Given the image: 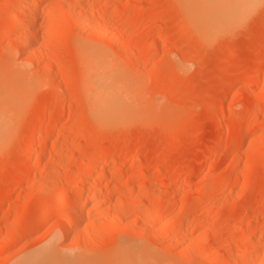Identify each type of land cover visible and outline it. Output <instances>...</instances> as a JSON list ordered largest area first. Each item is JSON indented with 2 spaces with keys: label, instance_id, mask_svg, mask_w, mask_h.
<instances>
[{
  "label": "rangeland",
  "instance_id": "1",
  "mask_svg": "<svg viewBox=\"0 0 264 264\" xmlns=\"http://www.w3.org/2000/svg\"><path fill=\"white\" fill-rule=\"evenodd\" d=\"M98 56L124 98L105 121L86 91ZM12 69L22 80L0 117V264L47 246L87 264H264V1L206 40L179 0H0V83ZM104 152L86 219L65 234Z\"/></svg>",
  "mask_w": 264,
  "mask_h": 264
},
{
  "label": "bare ground",
  "instance_id": "2",
  "mask_svg": "<svg viewBox=\"0 0 264 264\" xmlns=\"http://www.w3.org/2000/svg\"><path fill=\"white\" fill-rule=\"evenodd\" d=\"M38 1L44 2L45 0H38ZM179 1L181 2V4H182V6H183V8H184V10L188 16V19H189L191 25L193 26V28L198 32V34L203 39L209 40L213 36H215L219 33L228 31L233 26L239 24L250 12H252L255 8H257L264 0H179ZM36 3H34V4H36ZM39 4H40V2H38V4H36V6H34V8L32 7L33 11H32L31 17L33 16L34 19L29 16L31 19H33L30 21L31 23L33 22V24H37V22H38L37 19H36L37 21L34 22L36 16L38 17V15L36 14V16H35V15H33V13H35L37 11V9H39L38 8ZM22 5H24V4H22ZM36 13H38V12H36ZM70 16L72 17L71 14H70ZM72 19H73V17H72ZM73 22L75 23V21H73ZM17 26H19V25H17ZM31 26H32V24H31ZM14 27L17 29L16 26H14ZM37 30H38V28L36 29V31L33 30L32 34H34V35L31 34L33 36V38H35L34 40H36L38 38L40 39V36H38V35H40V33L38 32L39 34H37ZM13 32H14V30H13ZM23 38H22V40H24ZM26 40H28V39H26ZM36 42H37V40H36ZM25 43H29V42L26 41ZM25 43L24 44L22 43V44L25 45ZM33 43H35V42H33ZM29 45L31 46V44H29ZM26 46H27V44H26ZM27 47L29 48V46H27ZM18 60H19V58H18ZM115 69L116 68H114V70L109 69V67L107 65H105L104 62H102V59L100 56L95 57V58H91V60L86 65V70L90 74V77L88 76L89 74H87V78H86V80H87L86 81V91L89 95L88 98H90L93 114L95 116L94 118H96L97 120H100V121H105L107 119L113 118L120 111H122L124 98H123V94L118 91V87H117L116 83L118 80L117 75L119 74V71L115 70ZM12 70L13 71H11V72H13V74L11 72L10 73L7 72L8 74H11V76L13 75L12 78H11V76L7 75L11 78V80H9L10 79L9 77H6V78H8L9 81L7 80L8 81L7 82L5 80V82L0 83V117L4 113L6 114V112L10 109L12 104L14 105V104H16L15 102H17L15 100L17 98L16 96H18V95H16L17 92H16L15 88H16L17 82L21 81L22 79L20 80V77L17 76L18 71H16L15 69H12ZM24 79H26V78H24ZM19 84H20V82H19ZM25 86H26V84H25ZM14 91L16 94L14 93ZM22 91H24V89ZM18 101H19V99H18ZM13 109H16V108L14 107ZM1 118H0V127L4 126V124H6V121L8 120L9 117L7 118V116H6V118H7L6 121H4L5 119H1ZM254 128H256V127H254ZM35 132H36V130H35ZM35 132H34V134H35ZM39 133H42V132L40 131V132H38V134L36 133L35 135H33L32 140L30 141L31 147L28 151V155H30V156H34L38 152L36 144L38 141L37 137H38V135H40ZM52 133H54V132H52ZM243 137H245V136H243ZM39 150H41V149H39ZM107 155H109V154H106L105 152L98 154L96 160L94 159L95 162L92 164L88 173H86L87 175L85 176V174H83L84 175L83 176L84 177V179H83L84 186L82 185L83 189H81L80 191H77L78 194L74 195V197L72 196L74 199V201H72L74 203V206L72 205V208H73L72 215H71V212H70L71 210H70L69 213H67V214L68 215L70 214L71 217H70V215L69 216L66 215L69 218V220H67V221H69V223L65 222L66 220L64 221L68 225L66 226V224H64V227H66V229L63 227L65 229V230L63 229L64 230L63 233H65V234L71 233L72 230H75V229H72L73 227L75 228L76 226H79V224L84 222L83 220H84V217L86 215L84 213L85 212L84 209L81 208V206L84 202L81 203V201L83 200V198L85 196L89 195L88 194L89 190L87 187L88 185L86 186V184H88L90 181H92V178H93L92 176L95 173L94 171L97 168L99 169V166H98L99 162L101 160H103L104 158H106ZM109 166L117 168L119 170H127V166L123 165V164H116V163L110 164L109 163ZM16 192H18V191H16ZM71 200H72V198H71ZM48 206L50 207V205L47 203V206H45L41 210L40 217H43L45 215V213L50 211L49 209H51V208H49ZM82 207H84V206H82ZM85 207H86V205H85ZM83 213H84V215H83ZM125 215H128V214H125ZM85 219H86V217H85ZM69 235H71V234H69ZM123 250H124V248H123ZM126 250L129 251L131 249L126 248ZM128 251H126V252H128ZM254 251L255 250H253V252ZM129 252H132V250ZM251 252H252V250H251ZM119 253H121V252H119ZM247 253L248 252H246V254ZM255 253L257 254L258 252L255 251ZM127 255H128V253H127ZM251 255L252 256L249 259L247 258L246 260H243V262L241 261L242 264H254V260H255L254 255L255 254H251ZM131 256H133V255H131ZM249 256H250V251H249ZM122 258H123V255H122ZM129 258H131V257L129 256ZM129 258H128V260H129ZM245 258H246V256H245ZM245 258H242V259H245ZM108 259H110V258H108ZM111 259H113V258H111ZM131 259H130V261H127L126 264H131L132 263ZM242 259H239V260H242ZM88 260H90V259H88ZM91 260L94 261V259H91ZM115 260L116 259H114V261ZM81 261H83V260H81L77 255H73V254H68V256H63V255L59 256V254L56 252V250L52 246H47L46 248H44L43 250H41L39 252H36L34 254H31L29 256L24 257L22 260H20L16 264H80L79 262H81ZM85 261H86V259H84L83 262L85 263ZM102 261H104V260H102ZM89 263H91V262L89 261ZM85 264H87V263H85ZM98 264H100V262ZM104 264H106V263H104ZM112 264H115V263L112 262ZM116 264H120L119 261H116ZM151 264H154V263H151ZM239 264H241L240 261H239Z\"/></svg>",
  "mask_w": 264,
  "mask_h": 264
}]
</instances>
